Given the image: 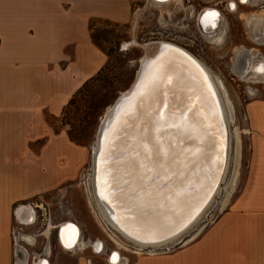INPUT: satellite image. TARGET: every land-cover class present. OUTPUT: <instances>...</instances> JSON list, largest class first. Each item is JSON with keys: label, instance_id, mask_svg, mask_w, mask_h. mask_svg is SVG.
Listing matches in <instances>:
<instances>
[{"label": "crops", "instance_id": "obj_1", "mask_svg": "<svg viewBox=\"0 0 264 264\" xmlns=\"http://www.w3.org/2000/svg\"><path fill=\"white\" fill-rule=\"evenodd\" d=\"M89 5L94 18L124 22L128 16V0H0V264H12L14 217H26L15 209L71 180L83 163L82 148L56 118L107 62L86 20L78 28ZM246 109L252 130L240 194L188 246L136 256L131 264H264V99ZM15 251L16 264L22 251Z\"/></svg>", "mask_w": 264, "mask_h": 264}, {"label": "bare ground", "instance_id": "obj_2", "mask_svg": "<svg viewBox=\"0 0 264 264\" xmlns=\"http://www.w3.org/2000/svg\"><path fill=\"white\" fill-rule=\"evenodd\" d=\"M173 1L148 0L150 5L157 6H165ZM225 1L229 6L235 5L233 9L238 4L257 5L250 0L245 3L241 0ZM210 12L218 11H204L200 16V25H215L217 18L207 15ZM247 21L250 29L264 28V8L259 15H249ZM206 39L212 44H218L221 40ZM132 44L137 43H125L122 49L127 50ZM143 46L146 54L140 60L135 82L128 92L120 94L113 108L110 106L106 110L108 114L101 121L92 159L88 191L90 205L102 229L118 247L108 256L110 264H114V256L115 264H126L122 251L138 255L155 254L157 249L180 242L183 234L201 218L217 194L229 159V124L234 123L235 117L221 80L178 45L160 41ZM238 52L235 56V69L239 68L244 48ZM250 54H255V51H250ZM247 76L239 77L244 80ZM152 84L156 87L148 95L142 96ZM164 103L168 106L166 112L170 123L176 120L178 124L191 126L156 130V112ZM185 112V121H179L177 118ZM234 133L238 136L239 157L240 131L237 127ZM144 140L149 141L153 149L162 147L167 153L163 155L154 152V159L165 166L162 171L171 175L167 187L162 180L157 182L158 186L152 185L151 195L145 194L143 184L138 179L141 171L138 161L143 159L145 153ZM132 162H137L135 168L130 167ZM180 185L183 191L173 196L174 201H184V205L172 211L175 203L166 197L171 188L175 187L179 192ZM37 207L33 206V209L22 205L20 208H24L26 216H29L24 220L20 214L23 220L15 217L17 223L31 226ZM55 228L60 235L59 242L66 251L75 253L90 247L82 239L79 226L73 222L62 223L57 227L50 225L42 236L50 239ZM20 235L17 237L13 234V237L18 241ZM121 239L134 248H129ZM22 240L29 245L35 242L34 237L23 236ZM23 260H20V264H25ZM48 263L47 259L35 258V264Z\"/></svg>", "mask_w": 264, "mask_h": 264}, {"label": "rangeland", "instance_id": "obj_3", "mask_svg": "<svg viewBox=\"0 0 264 264\" xmlns=\"http://www.w3.org/2000/svg\"><path fill=\"white\" fill-rule=\"evenodd\" d=\"M250 2L257 5L238 4L237 8L233 9L225 0H182V2L175 0L165 6L150 5L148 0H128V16L124 22L94 18L93 13L96 9L90 5L86 11L82 10V15L87 13L76 19L78 28L86 20L88 35L105 54L107 62L99 75L89 81L82 94L76 97L74 105L67 104L61 117L56 118V121H59L58 129L72 131L73 136L78 139L73 144L82 148L83 163L77 175L57 189L23 201L25 205L38 206L40 209H35L36 220L31 226H23L14 219L11 229L14 250L12 264H15L16 259V243L17 247L20 245L22 251L16 264H20L22 258L24 259L22 263L26 261L25 264H35L36 257L48 260L47 257L37 255L45 250L47 243L52 245L50 264H87L88 261L91 262L89 264H110L108 256L118 247L95 217L88 194L94 146L97 143L100 121L105 110L134 84L140 68V60L146 54L143 45L153 42L164 41L180 46L218 77L227 91L235 117L234 123L229 124L230 150L227 170L217 194L214 195L201 218L183 234L180 242L161 250L157 249L156 252L165 253L182 249L215 224L240 194L247 177L250 157V135L247 134V130L252 129L247 117V112L251 109L246 107L253 101L264 99V28L250 29V23L247 21L249 15L256 16L261 13L264 0H250ZM208 9L219 13V17L215 20L216 26L200 25V16ZM202 28H206V31ZM81 31L82 29L78 30V36L84 37L85 31L83 33ZM206 37L221 40L218 44H212ZM132 41L137 44L130 45L127 50L122 49L125 43ZM240 48H244L245 52L239 68L235 69V56ZM252 50L255 51L253 55L250 54ZM247 74L244 80L239 77ZM49 121L54 123L55 119ZM235 127L240 131L239 157ZM74 159L73 156L72 161ZM69 166L73 171V163L68 165L67 169ZM32 185L29 184V188ZM27 189L25 187V190ZM28 216L24 217V220L28 219ZM18 218L23 220L20 214ZM67 222L79 226L82 239L90 244L89 248L75 253L64 252L56 228L54 231L57 240L54 231L49 241L42 236L50 225L57 227ZM13 234L17 237L21 234V239L19 237L18 241L15 240ZM23 236L34 237V244L29 245L22 240ZM121 240L129 248H134L126 240ZM91 243H94L93 246ZM49 250L47 247V255L50 253ZM122 254L126 258V264H131L134 257L140 256L128 251H122Z\"/></svg>", "mask_w": 264, "mask_h": 264}, {"label": "snow or ice", "instance_id": "obj_4", "mask_svg": "<svg viewBox=\"0 0 264 264\" xmlns=\"http://www.w3.org/2000/svg\"><path fill=\"white\" fill-rule=\"evenodd\" d=\"M242 3L247 2V0H241ZM233 8H235V5H232ZM207 15L215 18H218L219 13L218 12H210ZM215 26V25H213ZM156 87L155 84L149 85L146 90L145 93H142L143 95H148L152 89H154ZM167 104L164 103L162 104L156 112V116L158 117L157 122H156V130H163L165 128L168 127H175V128H179V129H183L185 127H190L191 125H187L185 123H177L176 120H171V123L169 122V116L166 112L167 109ZM190 109L186 110L189 111ZM173 116L175 115L174 113L172 114ZM195 115V114H193ZM179 121H185L186 119V112L182 113L178 118ZM143 145H144V149H145V153L143 155V159L139 160V168H140V172L138 174V179L142 182L143 184V190L145 192V194L147 195H151V187L152 185H157V182L162 180L164 182L165 187H167L169 180L171 179V175L169 172L167 171H162L164 169V165L157 161L156 159H154V152L156 154H163V155H167L166 152L163 151L162 147H158L153 149V147L150 146V142L147 140L142 141ZM157 143H160L159 140H157ZM137 162H132L130 164V167L135 168ZM187 163H191V161H187ZM177 175H179V173H177ZM151 183H148V182ZM179 187V192L177 191V188H171L169 189V193L167 194V199L170 201H174V196L173 194L179 195L180 192L183 191V186L180 185ZM175 203V207L172 209V211H175L176 208L178 207H182L184 205V201H174ZM69 247H71V245H69ZM115 260L116 257H113V261L115 264Z\"/></svg>", "mask_w": 264, "mask_h": 264}, {"label": "trees", "instance_id": "obj_5", "mask_svg": "<svg viewBox=\"0 0 264 264\" xmlns=\"http://www.w3.org/2000/svg\"><path fill=\"white\" fill-rule=\"evenodd\" d=\"M102 70V69H101ZM101 70L94 76V77H96V76H98L99 75V73L101 72ZM94 77H92V78H90L78 91H77V93L74 95V97H73V99L72 100H70V102L68 103V105L69 106H72V105H74V101H75V99H76V97L77 96H79L80 94H82V91L85 89V87H86V84L89 82V81H92V79L94 78ZM67 134H68V137H69V139H70V141L71 142H76L78 139L77 138H75L74 136H73V134H72V131H69V132H67Z\"/></svg>", "mask_w": 264, "mask_h": 264}, {"label": "flooded vegetation", "instance_id": "obj_6", "mask_svg": "<svg viewBox=\"0 0 264 264\" xmlns=\"http://www.w3.org/2000/svg\"><path fill=\"white\" fill-rule=\"evenodd\" d=\"M37 208H38V207H37ZM23 209H24V208H23ZM38 209H40V208H38ZM35 220H36V216L33 217V221H32L33 224L35 223ZM28 222H29V221H28ZM49 223H50V222H49ZM49 223H48V224H49ZM33 224H32V225H33ZM56 229H57V228H56ZM42 233H43V232H42ZM54 233L56 234V231H54ZM54 233H53V234H54ZM53 234H52V235H53ZM56 240H57V234H56ZM48 241H49V239H48ZM97 241H98V240H97ZM48 244H49V243L46 244V246H45V250H43L42 253L37 254L38 256H40V257H47V258L49 259V257H50L51 254H52V245L49 244V246H48ZM57 244H58V246L60 247L58 241H57ZM47 246H48V249H50V250H49V252H50L49 255L46 254ZM91 247H92V246H91ZM60 248H61V247H60ZM61 249H62V248H61ZM94 253H96V252H94ZM88 262H89V261H88ZM48 264H50V263H48Z\"/></svg>", "mask_w": 264, "mask_h": 264}, {"label": "water", "instance_id": "obj_7", "mask_svg": "<svg viewBox=\"0 0 264 264\" xmlns=\"http://www.w3.org/2000/svg\"><path fill=\"white\" fill-rule=\"evenodd\" d=\"M138 64H139V63H138ZM138 67H139V65H138ZM127 90H128V89H127ZM127 90H126V91H127ZM126 91H125V92H126ZM128 91H129V90H128ZM128 91H127V92H128ZM119 98H120V95H119V96L117 97V99H116V100L113 102V104H111V105H110V106H111V108H113V107H114V105H115V104H116V102L119 100ZM106 114H108V113H107V111L105 110V112H104V114H103V116H102L101 120H103V119L105 118ZM100 123H101V121H100Z\"/></svg>", "mask_w": 264, "mask_h": 264}, {"label": "built area", "instance_id": "obj_8", "mask_svg": "<svg viewBox=\"0 0 264 264\" xmlns=\"http://www.w3.org/2000/svg\"><path fill=\"white\" fill-rule=\"evenodd\" d=\"M17 209H18V208H16L15 211H16ZM15 211H14V214H15ZM14 216H15V215H14ZM14 219H15V217H14Z\"/></svg>", "mask_w": 264, "mask_h": 264}]
</instances>
